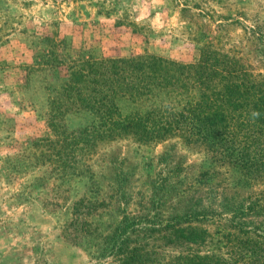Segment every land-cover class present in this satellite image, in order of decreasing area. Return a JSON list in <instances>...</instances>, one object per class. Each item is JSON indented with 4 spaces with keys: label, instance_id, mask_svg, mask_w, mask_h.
<instances>
[{
    "label": "rangeland",
    "instance_id": "374dc122",
    "mask_svg": "<svg viewBox=\"0 0 264 264\" xmlns=\"http://www.w3.org/2000/svg\"><path fill=\"white\" fill-rule=\"evenodd\" d=\"M204 48L235 57L264 83V0H0V264H110L96 258L93 240L77 245L63 235L82 198L101 205L91 218L103 233L120 222L125 197L131 214L164 219L191 203L220 212L225 199L264 204V178L247 183L219 164L204 177L205 151L176 138L121 139L91 160L70 158L67 174L35 155L34 141L55 138L47 113L65 79L63 63L151 54L192 64ZM88 121L85 111L66 116L70 131ZM197 225L219 237L218 223Z\"/></svg>",
    "mask_w": 264,
    "mask_h": 264
},
{
    "label": "trees",
    "instance_id": "16d2710c",
    "mask_svg": "<svg viewBox=\"0 0 264 264\" xmlns=\"http://www.w3.org/2000/svg\"><path fill=\"white\" fill-rule=\"evenodd\" d=\"M63 64L65 79L50 97L47 113L55 138L32 143L35 155L57 172L67 174L70 158L91 160L98 148L121 139L147 145L176 138L205 151L211 167L204 177L219 164L247 177V183L264 178V83L235 57L204 48L192 64L151 54L81 57ZM124 103L132 107L127 113ZM80 111L89 121L70 131L66 116ZM170 191L158 200L160 206ZM125 192L123 198L129 196ZM123 200L120 222L104 233L93 228L91 218L101 205L88 198L76 201L65 239L77 245L93 240L96 258L110 264H264V204L257 197L240 205L225 199L226 212L191 203L169 219L161 213L131 214L129 197ZM208 220L221 226L218 238L197 225Z\"/></svg>",
    "mask_w": 264,
    "mask_h": 264
}]
</instances>
